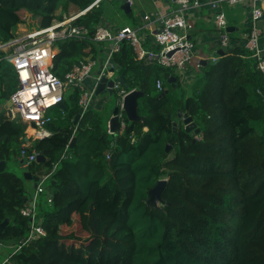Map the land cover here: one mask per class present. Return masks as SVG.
<instances>
[{
  "label": "trees",
  "instance_id": "1",
  "mask_svg": "<svg viewBox=\"0 0 264 264\" xmlns=\"http://www.w3.org/2000/svg\"><path fill=\"white\" fill-rule=\"evenodd\" d=\"M95 1L0 0V45L16 37L25 14L35 27L46 28L64 19L58 9L72 4L83 11ZM105 21L136 25L133 13H124L118 2L100 0L72 21L84 26L86 35L56 42L55 75L63 78L87 55H101L104 44L91 36ZM143 47L158 48L148 39ZM5 55L0 50V161L7 165L14 157L20 166L26 126L4 108L18 88ZM111 59L124 79L121 87L143 92L136 108L140 120L131 122L124 113V130L109 134V119L89 108L74 124L81 112L77 88L66 93L62 105L47 109L50 136L30 138L26 146L46 160L21 168L38 179L49 174L34 209L46 234L23 243L30 225L20 212L29 200L27 190L22 177L5 167L0 223L9 222L0 244L12 251L2 264H264V77L256 59L244 43L234 45L194 71L185 86L172 69L136 60L127 41ZM171 77L176 80L169 82ZM156 79L162 80L161 91ZM178 110L192 117L200 129L197 137L182 123L173 130ZM160 179L166 180L161 200L150 208L148 191ZM88 201L99 207L102 238L92 242L100 240L99 251L83 244L77 252L61 248L62 239L72 236H60L59 229ZM114 227L120 228L117 236L111 234Z\"/></svg>",
  "mask_w": 264,
  "mask_h": 264
},
{
  "label": "built area",
  "instance_id": "2",
  "mask_svg": "<svg viewBox=\"0 0 264 264\" xmlns=\"http://www.w3.org/2000/svg\"><path fill=\"white\" fill-rule=\"evenodd\" d=\"M171 2L174 8L161 18L159 27L155 28L148 24L151 32V46H157V50L145 49L143 47L144 37L137 29L129 26L117 28L100 24L96 26L91 38L95 42L103 43L104 49L109 48V58L113 53L119 51L122 41H127L133 48L136 60L145 64L170 68L178 78L182 79L189 69L197 70L200 67L201 58L196 54L195 44L188 35L189 10L198 7L200 0H171ZM97 3L94 2L93 5ZM208 3L214 11L213 22L218 30V41L223 51L229 48L230 38L227 19L221 6L223 4H247L250 6V30L244 40V47L256 59L257 68L264 77V47L261 48L259 44L261 30L258 25V21L264 13V0H209ZM77 16L78 14L60 21H53L46 28L33 27L29 31L24 29L20 36L3 44L8 47V54L5 55V58L16 71L18 84L17 90L6 101L4 108L10 118H16L25 124V135L28 136V139L31 138L29 135L32 136L31 139L50 136L51 133L45 126L49 121L46 111L50 106L63 100L65 91L71 92L75 88L80 91L78 100L81 109L80 115L89 109L96 97L94 86L102 75L113 80L112 91L116 94L115 105L118 107L117 131L121 133L124 130L123 98L134 89L126 91L121 87L117 79V72L114 68L111 69L112 64L109 60L102 65L100 73L94 77L91 87L86 86L85 79L92 76L93 68L98 65L96 58L91 54L74 64L63 78L52 72V60L57 49L56 42L70 37H82L88 33L84 26L72 23ZM148 18V16H144L145 20ZM218 58V56H210L206 59L214 61ZM155 88L157 91L163 89L161 79H156ZM258 93L262 94L259 90ZM262 96L264 103V94ZM28 129L30 134H28ZM107 132L115 133L110 129L109 122ZM28 145L29 143L26 142L19 153L22 168H27L36 161L38 154L34 149L28 151L26 149ZM48 177V173L39 177L30 203H26L20 209L21 214L30 219L29 231L23 243L36 240L46 234L44 228L35 222L34 209L36 197L45 190L44 183Z\"/></svg>",
  "mask_w": 264,
  "mask_h": 264
},
{
  "label": "crops",
  "instance_id": "3",
  "mask_svg": "<svg viewBox=\"0 0 264 264\" xmlns=\"http://www.w3.org/2000/svg\"><path fill=\"white\" fill-rule=\"evenodd\" d=\"M131 10L129 12L133 13V17L136 19V25L132 26V22L125 23L124 26H129L131 28L137 29L139 33L144 37V39H151V32L148 28V24L157 28L160 25L161 18L172 11L174 8L171 0H129ZM209 0H200V5L196 8L189 10V25H188V35L193 40L195 44V52L201 59H206L210 56H213L218 50H221L219 41H218V30L216 29L213 22V10L209 6ZM120 6V3H119ZM121 9V8H120ZM222 11L224 12L228 27L230 45L229 48H232L234 45H242L244 40L250 30V6L247 4H237V5H226L221 6ZM144 16H148L147 20L144 19ZM105 25L112 27H123L118 26L114 23L104 22ZM21 25V24H20ZM258 25L261 30L260 36V47H264V13L261 19L258 21ZM57 52V49H56ZM109 54L106 51V48L101 52V55L96 57L97 67L93 68L91 72V77L85 79V84L87 87L93 86L94 77L100 71V67L110 59ZM199 69V68H198ZM194 69H189L187 74L182 78V81H185L187 84L190 83L194 78ZM180 81L181 79L178 78ZM106 98L104 96H97L94 98L92 106L90 108L102 111L104 116L108 119L112 116V110H109L106 107ZM116 106V105H115ZM6 167V164H5ZM20 168H22L20 166ZM30 182V181H29ZM24 186L27 190L28 202L32 198L34 192L33 182L29 184L24 183ZM3 246H0V249ZM9 249V248H8ZM9 253L3 258L0 264L7 262Z\"/></svg>",
  "mask_w": 264,
  "mask_h": 264
},
{
  "label": "rangeland",
  "instance_id": "4",
  "mask_svg": "<svg viewBox=\"0 0 264 264\" xmlns=\"http://www.w3.org/2000/svg\"><path fill=\"white\" fill-rule=\"evenodd\" d=\"M73 10V11H72ZM57 14H62L64 18H69L72 17L76 14H78L80 11L77 7L74 5L70 4L68 8L65 11L61 12V9H58ZM58 21V20H54ZM33 27H35L34 21L30 18L28 14H25V22L22 23L21 25H17L16 29V36H20L23 32L24 29H27V31L31 30ZM0 50L3 51L5 54H8V47H5V45H0ZM199 70V69H198ZM182 86H185L187 83L185 81H182V79L179 81ZM68 93L67 91L64 92V96ZM187 93V92H186ZM98 96V95H97ZM99 96H104L106 98V107L109 110H113L115 106V101H116V94L112 93L109 94L107 92L100 94ZM19 121V120H18ZM177 124L181 125L182 120L180 118L177 119ZM23 124V123H22ZM26 131V129H25ZM24 131V132H25ZM28 134H30V130L28 129ZM29 137L32 138L31 135ZM197 137V135H196ZM26 144V143H24ZM23 144V145H24ZM21 166V165H20ZM20 166L18 165L17 159L15 160L14 157H12L6 165V171H11L15 173L18 176H21L24 183L29 184V180H26L23 178L22 174L25 172L24 169H21ZM22 167V166H21ZM48 181L46 180L44 183V188L47 187ZM91 200V199H90ZM98 204L94 201L86 202V205H84L79 211L75 212L69 223L66 225L62 226L59 229L58 234L62 237L64 236H72V239H62L61 243V248H64L66 250H74L78 251L81 249V244L86 245L88 249L95 250V252L99 251V242L102 238V228L99 226V221H98ZM120 228L119 227H114L112 230L111 234L113 236H117ZM95 238H100L99 242H94L92 243ZM9 253V249L6 247H3L0 249V262L3 260V258ZM95 254V253H94ZM97 254V253H96ZM95 254V256H96Z\"/></svg>",
  "mask_w": 264,
  "mask_h": 264
},
{
  "label": "water",
  "instance_id": "5",
  "mask_svg": "<svg viewBox=\"0 0 264 264\" xmlns=\"http://www.w3.org/2000/svg\"><path fill=\"white\" fill-rule=\"evenodd\" d=\"M100 0H96L95 2H99ZM109 1H116L118 3H120V8L124 13H128L131 10V6H130V1L129 0H109ZM93 4H91V6H89L88 8H86L83 11H80L78 13V16L80 14L85 13L88 9H90L92 7ZM230 28L228 27V30ZM106 51L109 52V48H106ZM224 55V51L218 50L216 53L213 54V57H221ZM210 60L208 59H201L200 60V67L199 70H202L203 67L209 62ZM110 64H112L111 69H115L117 71V65L112 61V59H110ZM102 66L100 67L101 70ZM100 71L97 73L99 74ZM118 81L123 85L124 83V79L121 75L117 76ZM176 79L174 77H171L168 79L169 82L171 81H175ZM112 85H113V80L108 79L106 76L102 75L99 79V81L95 84L94 86V94L95 95H100L102 93H109L112 94ZM175 85V83H173V86ZM125 86V85H123ZM168 91L165 90L164 94L167 93ZM143 92L141 90H132L130 92H128L124 98H123V110L125 112V115L127 117V119L129 121H139L140 118L137 115L136 112V108H137V100L140 96H142ZM163 95V94H162ZM56 105H62V101H59L56 103ZM117 111H118V107L115 106L112 110V116L109 119V126L110 129L113 132H117L118 130V120H117ZM168 117H170V114L167 115ZM80 117V114H77L74 117L73 123L76 124L78 119ZM177 117L180 118L182 120V124L184 126L185 131L189 132V134L191 136H196L200 133V129L196 126V123L192 120V117L187 116L185 113H182L180 110H178V114ZM33 125V124H32ZM172 127L173 130L175 131L177 128V122H172ZM28 141V136L25 135L24 137V142ZM75 142V138H72L70 141V145H72ZM170 150V145L168 144L166 146V152H169ZM107 153V151L105 152ZM45 157L43 156V154L39 153L36 156V162L40 163L45 161ZM5 168V163L3 161H0V171H2ZM23 178L29 181L33 182V186L34 188H36L37 186V182H38V177L34 176L30 171L25 170V172H23L22 174ZM166 180L165 179H160L157 181V183L148 191V197L145 200V203L148 207L150 208H156L158 207V204L161 200V192L164 188ZM9 219L5 218L1 223H0V233L3 231V229L5 228V226L8 224ZM1 246V244H0Z\"/></svg>",
  "mask_w": 264,
  "mask_h": 264
},
{
  "label": "clouds",
  "instance_id": "6",
  "mask_svg": "<svg viewBox=\"0 0 264 264\" xmlns=\"http://www.w3.org/2000/svg\"><path fill=\"white\" fill-rule=\"evenodd\" d=\"M145 130H147V129H145Z\"/></svg>",
  "mask_w": 264,
  "mask_h": 264
},
{
  "label": "bare ground",
  "instance_id": "7",
  "mask_svg": "<svg viewBox=\"0 0 264 264\" xmlns=\"http://www.w3.org/2000/svg\"><path fill=\"white\" fill-rule=\"evenodd\" d=\"M73 11V10H72Z\"/></svg>",
  "mask_w": 264,
  "mask_h": 264
}]
</instances>
